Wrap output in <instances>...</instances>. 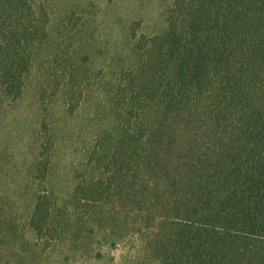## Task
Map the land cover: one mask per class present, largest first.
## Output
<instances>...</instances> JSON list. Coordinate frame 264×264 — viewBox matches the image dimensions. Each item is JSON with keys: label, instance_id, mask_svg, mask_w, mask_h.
<instances>
[{"label": "rangeland", "instance_id": "1", "mask_svg": "<svg viewBox=\"0 0 264 264\" xmlns=\"http://www.w3.org/2000/svg\"><path fill=\"white\" fill-rule=\"evenodd\" d=\"M174 1L35 0L47 38L20 96L0 87V264H161L171 201L205 136L199 109L165 125L148 110L146 158L131 179L100 203L77 190L107 185L122 76L138 63L137 40L164 32ZM38 194L52 200L42 241L28 226Z\"/></svg>", "mask_w": 264, "mask_h": 264}, {"label": "trees", "instance_id": "2", "mask_svg": "<svg viewBox=\"0 0 264 264\" xmlns=\"http://www.w3.org/2000/svg\"><path fill=\"white\" fill-rule=\"evenodd\" d=\"M35 0H0V87L19 97L32 50L47 38ZM116 110L123 126L106 165L107 185L77 190L100 203L146 156V112L165 125L199 109L202 147L171 201L161 264H264V0H175L160 35L140 37ZM46 166L38 164V172ZM52 200L37 195L28 226L51 235Z\"/></svg>", "mask_w": 264, "mask_h": 264}]
</instances>
